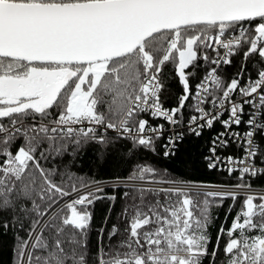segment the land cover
<instances>
[{"label":"snow or ice","instance_id":"1","mask_svg":"<svg viewBox=\"0 0 264 264\" xmlns=\"http://www.w3.org/2000/svg\"><path fill=\"white\" fill-rule=\"evenodd\" d=\"M241 49L238 78L226 83L218 69ZM253 56L264 62V0H0V216L11 217L0 227L27 232L26 238L14 232V264H264V191L252 193L245 180L264 175L255 165L264 155L256 141L264 136V68L240 83ZM200 60L215 67L193 90ZM168 65L183 90L171 108L161 102ZM190 100L197 115L188 126L197 136L229 113L213 140L209 168L220 160L217 147L229 139L243 143L241 159L226 158L228 175L238 172L240 183H196L136 164L112 183L131 201L119 217L125 227L113 224L107 242L105 229H98L93 252L89 206L98 199L114 204L116 195L100 197L104 182L43 162L75 157L89 145L109 150L118 140L130 142L129 155L154 152L163 125L150 126L141 114L175 127ZM245 105L241 136L229 130L242 123ZM182 135L169 138L166 157ZM20 137L24 145L14 154L11 144ZM231 189L246 190L242 209L219 228L210 249L212 208L227 198L235 202L240 193Z\"/></svg>","mask_w":264,"mask_h":264},{"label":"trees","instance_id":"2","mask_svg":"<svg viewBox=\"0 0 264 264\" xmlns=\"http://www.w3.org/2000/svg\"><path fill=\"white\" fill-rule=\"evenodd\" d=\"M208 55L210 57L215 54L209 49ZM243 62V49L236 54L230 65H225L221 68V77L225 82H229L231 78H236L237 73L241 71V66ZM201 65L196 68L195 75L190 78V82L195 89V85L200 82L206 72L210 67L214 65H205L202 60L198 61ZM260 68H264V62H261L258 56L250 57L247 62H244L243 66V77L251 76L253 79L256 78L257 72ZM163 79L165 83V91L161 93V102L165 107L171 108L177 106L178 97L182 94V86L179 83L178 78L171 65L165 67ZM191 100L186 104L183 120L181 124H178L177 134L182 133V138L176 139L175 147L167 157L164 155L165 145L167 143V137L162 136L155 141V151L147 150H136L134 154L129 155L128 149L130 147V142L126 140H118L115 145L111 146L109 150L102 149L99 145H89L85 149L81 150L76 154L75 157L65 155L64 157H57L56 159L43 162L45 167L51 168L56 166L58 169L62 170L66 165L69 170L76 174L78 177L92 178L97 181H115L117 177H126L130 171L134 168L136 164H146L151 165L154 168L167 171V175L176 178L183 179L186 181H192L196 183L203 184H215V185H235L240 183L237 179L238 173L232 174L221 171L215 168H209L212 158V152L210 149L213 146V140L224 131V127L221 123V119L215 121L211 128L205 127L201 131V135L197 136L195 133L189 130L188 120L191 115H196V113L189 107ZM208 108V105H206ZM140 119H147L150 122V126L154 124L151 119L141 114ZM244 124L240 127L243 128ZM181 128V129H179ZM113 132L108 131V136H114ZM257 143L260 145L262 152H264V136L257 135ZM24 145L23 137L16 139L11 144V151L15 154L20 146ZM218 151L225 153V156L240 157L244 151L243 143H236L232 139H229L228 146L225 148H218ZM2 160V158H0ZM264 162V155L257 156V163ZM57 181L60 180V176L55 177ZM67 179V177H65ZM245 180L251 184L254 188H264V175H257L256 177L245 176ZM87 191V190H85ZM124 188H113L106 187L103 188L102 192L97 193L100 197H107L111 195H116L117 200L113 202L107 199H98L89 206V211L92 213L91 231L89 233L90 240L92 242V251L96 250V238L98 235V229H105V241L107 238V232L113 224H117L121 231L125 227V221L119 219L120 213L122 212L126 203L131 201H126L122 199ZM68 197L65 199L67 200ZM148 199H154L153 197H148ZM163 203V195L160 197ZM245 199L244 195H238L235 202L231 198L223 200L222 205L213 206L212 208V223L208 227V233L211 237L212 243L209 248L215 244L216 237L219 228L223 225L228 228L233 218L238 212L241 211L243 206V201ZM64 201H61L63 203ZM259 202V201H255ZM27 206L30 207V204ZM231 207V213H229V208ZM67 212V209H65ZM21 217L22 213H17ZM107 218V223L105 220ZM227 218V219H226ZM11 217L8 214L0 216V220H10ZM24 227L27 229L29 227V222H24ZM18 231L19 235L22 237H27V232L22 231L17 228L13 230L9 228L7 232L0 227V264H14V232ZM47 235V233H46ZM124 236H120L119 239H124ZM226 237L222 238L220 241L221 248H223L226 241ZM115 240V238H114ZM107 242V241H106ZM220 254H218L217 260L219 261ZM204 264H208L205 260Z\"/></svg>","mask_w":264,"mask_h":264},{"label":"built area","instance_id":"3","mask_svg":"<svg viewBox=\"0 0 264 264\" xmlns=\"http://www.w3.org/2000/svg\"><path fill=\"white\" fill-rule=\"evenodd\" d=\"M245 28H248L249 27V25L247 24V23H245L244 25H243ZM221 51V54H223V49H221L220 50ZM235 56V55H234ZM234 56H232V57H230V59L232 60L233 59V57ZM223 66H225V65H223V64H221V66H220V68L218 69V75H220L221 76V68L223 67ZM213 67H215V65L213 66ZM236 78H238V77H236ZM247 79H248V77H243L241 80H240V83H241V85H244L245 84V82L247 81ZM234 99H237V97H234ZM165 107V106H164ZM165 108H168V107H165ZM205 108H207L206 107V105H205ZM249 111V106L248 105H245V115L243 116V118H242V123L237 127V126H235V125H233L232 126V128L229 130V131H234V132H239L240 134H241V136H243V133L247 130V128H246V125H245V123H244V121H246L247 119H248V115H247V112ZM144 114V116H146V117H148V119H151L153 122H154V124L153 125H151V126H153V127H155V126H157V125H163V134L160 136V137H162V136H165V137H167V143L166 144H168V140H169V138L170 137H173V138H175L176 136H177V125L175 126V127H173V126H171V125H169L164 119H162V118H160V119H154V118H152L149 114H147V113H143ZM196 115H197V113H196ZM220 118H222L221 119V121L222 120H225V119H228L229 118V113L227 112V111H225L224 112V114L220 117ZM242 124H244V126H243V128H241L240 126L242 125ZM149 125H150V122H149ZM179 129H181V128H179ZM182 130V129H181ZM110 132H112L111 130H109ZM224 131H225V128H224ZM224 131H222V132H224ZM149 134H151V135H155V134H152V133H149ZM171 147V146H170ZM175 147V146H174ZM174 147H171V151L174 149ZM213 147V146H212ZM218 148H220V147H217V150H216V154H215V156L216 157H220V160H219V162L217 163V165H216V167H217V169H219V170H221V171H224V172H226V173H228L227 171H226V169L230 166L229 165V163H228V161H227V157H233V156H225V153H222L221 151H218ZM245 155V145H244V151H243V154L240 156V157H233L234 159H237V160H239V159H241L243 156ZM213 161H215V157L213 156V154H212V159H211V162H213ZM260 164H258L257 163V157H256V159H255V165H256V167H258V168H264V162H259ZM235 173H238V172H233L232 174H235ZM239 174V173H238ZM211 185H215V184H211ZM210 191H223V190H225V189H222V188H212V189H209ZM231 190H235V191H237L238 193H240L239 195H244L243 193L246 191V190H243V189H231ZM252 193H258V192H262V191H264V188H254V187H251V190H250Z\"/></svg>","mask_w":264,"mask_h":264},{"label":"rangeland","instance_id":"4","mask_svg":"<svg viewBox=\"0 0 264 264\" xmlns=\"http://www.w3.org/2000/svg\"><path fill=\"white\" fill-rule=\"evenodd\" d=\"M114 181H106V182H104L101 186L103 187V188H106V187H112V183H113ZM229 186V185H228ZM72 199V197H68L67 198V200H71Z\"/></svg>","mask_w":264,"mask_h":264},{"label":"bare ground","instance_id":"5","mask_svg":"<svg viewBox=\"0 0 264 264\" xmlns=\"http://www.w3.org/2000/svg\"><path fill=\"white\" fill-rule=\"evenodd\" d=\"M215 54V53H214Z\"/></svg>","mask_w":264,"mask_h":264}]
</instances>
